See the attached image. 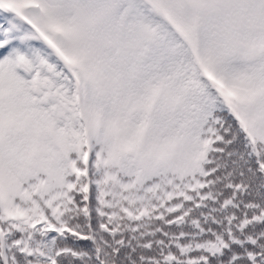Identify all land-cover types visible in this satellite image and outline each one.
<instances>
[{
  "label": "snow or ice",
  "instance_id": "obj_1",
  "mask_svg": "<svg viewBox=\"0 0 264 264\" xmlns=\"http://www.w3.org/2000/svg\"><path fill=\"white\" fill-rule=\"evenodd\" d=\"M0 264H264V0H0Z\"/></svg>",
  "mask_w": 264,
  "mask_h": 264
}]
</instances>
